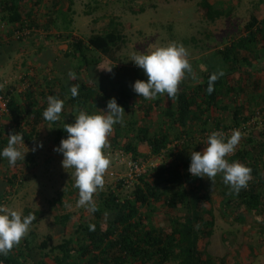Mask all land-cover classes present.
Here are the masks:
<instances>
[{"label":"trees","instance_id":"1","mask_svg":"<svg viewBox=\"0 0 264 264\" xmlns=\"http://www.w3.org/2000/svg\"><path fill=\"white\" fill-rule=\"evenodd\" d=\"M96 2L95 6L88 5L91 9L86 11L87 15L99 8L101 0ZM74 4L75 0H0V23L12 26L5 41L0 36V50L15 40L28 41L30 35L43 36L47 32L46 39L56 28L69 39L66 56L77 59V64L66 67L63 77H50L47 81L49 90L41 98L38 96L40 101L35 100L36 92L30 87L18 90L25 97L22 101L16 95L19 93L15 86H3L9 98V112L0 119V149L7 145L8 135L12 133H20L25 143L34 142L40 128L46 124L54 134V143L60 144L68 135L65 124L73 123L80 111L97 113L98 102L106 107L115 97L124 108L125 117L123 125H114L111 145H121L134 160L160 157L161 163L141 175L128 196L122 193L123 179L118 180L117 189L94 194L97 210L93 212L91 223H71V212L55 214V226L74 231L61 243L51 245L54 235L50 233L38 244L32 233L7 255H0V264H227L225 258L216 257L209 250L217 219L214 193L219 196L221 215L229 222L245 223L254 214L264 218V93L261 96L257 76L264 70L259 63L264 56V17L252 14L240 35L218 49L210 61L206 60L202 79L195 83L185 79L177 96L165 106L167 94L153 100H135L123 88V75L118 78L117 72L104 73V82L96 83L97 67L102 58L115 60V52L127 42L126 35L120 30L117 17H111L103 33H94L87 39L68 32L74 22ZM198 6L210 21L231 15L236 8L233 0H199ZM131 10L138 14L145 6L131 7ZM42 12L46 15L40 20ZM64 23L67 27L61 28ZM9 37L12 39L7 40ZM36 47L48 51L42 44ZM41 61L56 63L51 55ZM70 71L76 73L75 79H69ZM219 71L224 75L215 82L214 91L208 94L209 78ZM52 84L58 86L53 88ZM111 84L116 85L114 96L108 90ZM72 87L77 89L75 96ZM50 95L64 101L60 118L55 122L47 121L43 116ZM138 108L143 112L144 123L135 116ZM215 109L231 111V124L214 116ZM154 112L156 122L152 121ZM70 114L72 120H67ZM127 116H130L129 120ZM249 128L252 130L242 137L235 152L226 157L229 162L239 161L252 169V179L239 194L223 182L222 174L213 182L189 173L190 153L199 151V146L206 142L212 131H223L230 136L234 129L245 132ZM123 139L125 142L121 144ZM141 145L148 146L149 153L143 154ZM2 179L5 186L0 191V204L8 205L9 197L22 180L17 172L9 171ZM55 202L62 203V199ZM160 203L171 212L172 223L168 226L153 222L152 212H149ZM31 212L41 213L26 208L27 214ZM105 215L107 223L103 225ZM257 230L261 242L242 243L238 256L250 259L264 250V222ZM37 252L41 255L38 260Z\"/></svg>","mask_w":264,"mask_h":264},{"label":"rangeland","instance_id":"2","mask_svg":"<svg viewBox=\"0 0 264 264\" xmlns=\"http://www.w3.org/2000/svg\"><path fill=\"white\" fill-rule=\"evenodd\" d=\"M233 1L236 8L231 15L221 17L216 21H210L199 10V0H101L99 8L90 15L86 14V11L91 9L88 5L95 6L96 0H76L74 22L71 27L69 26L70 29L66 30L87 39L94 33H103L108 23H110L111 17H117V20L121 23L120 30L126 35L127 42L115 52V60L108 57L102 58L97 67L99 71L97 76L99 77L95 81L98 85L102 84L106 78V75H103L104 73L113 74L117 72L118 78L122 74L123 88L138 101L143 97L133 90L132 85L137 80H146L147 77L143 70L131 61L132 55L138 51L143 52L146 49L173 41L183 44L190 53V63L196 74V79L189 76L186 81L188 83L200 81L203 71L207 67L206 62L208 61L206 60L210 61L218 49L224 48L233 37L239 36L242 27L252 14H256L260 18L264 17V0ZM139 6H145V10L138 14L131 10V7ZM44 8L43 6L45 12ZM44 12L40 14V20L45 17ZM60 26L65 28L67 24L64 23ZM11 28L12 26L8 24L3 25L0 23V36L4 41V37H7L6 34L11 31ZM62 33V30L53 28L50 36L46 39L44 35L37 34L30 35L28 41L22 43L16 40L17 43H7L1 51L2 58L6 59L4 62L0 61L3 64V69H0V83L4 88L13 85L18 92V90L23 91L24 87H30L40 98L44 93L47 94L49 90L47 81L49 82L50 77H63L66 67L77 64L76 58L66 56L69 39ZM61 34L62 36H59ZM10 39L12 38H7V40ZM39 44H42L48 51L37 49L36 45ZM49 55L55 57L56 63L41 61L42 58H48ZM259 63L264 68V56ZM119 71L121 72L119 73ZM257 76L260 82L259 91L262 96L264 93V70ZM87 82L90 83L89 80ZM51 86L56 88L58 85L52 84ZM115 86V84L108 86L112 96L115 95ZM171 101L169 97L165 98L163 104L167 106ZM106 107L102 106L100 102L97 104L99 111H106ZM213 115L222 117L226 119V123L231 124V111L215 109ZM135 116L140 123H144L141 109H137ZM126 118L129 120L130 116ZM67 120H72V114L68 116ZM152 121H157L155 112ZM259 128H262V125ZM250 130L252 128L246 129L245 132H243L244 130L241 131L243 134L240 141H242V137L249 134ZM113 134L114 128L104 148L105 154L111 161L104 174L105 184L103 189L94 194L111 188L117 189L118 180L121 177H126L128 172L126 163L131 155L126 153L121 145H111L110 137ZM53 137L54 134L51 128L45 125L41 128L40 135L34 142L25 143L22 146L23 151H28L24 161H18L15 166H10L6 159H0V191L5 186L2 177L8 171L9 173L17 172L22 180V184L16 186L13 194L9 197L10 201L7 206L23 212L24 215H29L26 213V208H30L32 211H41L38 215L35 212L30 213L35 219L27 235L31 236L33 233L32 236L38 244L50 233L54 235L51 245L59 244L63 239L74 234L71 229L65 231L54 225L55 214L57 213H73L71 223H91L94 220L93 212H89L86 206L82 207L77 203L79 190L74 187L75 179L71 177L74 169H65L62 166L63 156L54 151L59 144L54 143ZM124 142L125 139L121 141V144ZM41 143L43 147L39 148L38 145ZM204 144L201 143L199 151L204 149ZM34 147L37 148L36 151H32ZM140 150L143 154L149 153V147L146 145H141ZM153 158L146 159L143 157L142 161H149L150 163ZM154 162L160 164L161 159ZM133 189L134 184L132 183L125 187L122 193L128 196ZM214 196L217 219L215 232L209 247L210 252L216 257L225 258L227 264H264V250L250 259L237 255L242 243L259 244L261 242L257 229L264 222V218L259 214H254L249 217L248 222L233 224L221 215L218 205L219 196L217 193H214ZM59 198L62 199V203L55 202ZM152 209L149 212H152L153 222L161 226H168L172 223L171 212L164 208L161 203L154 205ZM102 223L106 225V215L102 218ZM40 258L41 255L37 252L36 259ZM217 264H220V262Z\"/></svg>","mask_w":264,"mask_h":264},{"label":"clouds","instance_id":"3","mask_svg":"<svg viewBox=\"0 0 264 264\" xmlns=\"http://www.w3.org/2000/svg\"><path fill=\"white\" fill-rule=\"evenodd\" d=\"M188 49L177 42L152 47L132 55L131 61L141 68L146 80H137L132 85L133 90L147 100H153L159 95L167 94L175 98L182 82L196 74L190 63ZM224 75L223 71L214 72L206 89L208 94L214 91L215 82ZM69 79H75L76 73L70 71ZM73 96L77 95L76 87L71 89ZM64 101L56 96L47 97V107L43 113L45 120L55 122L60 118ZM125 110L118 104L115 97L107 103V110L89 114L80 111L71 124H65L67 138H63L54 151L62 154V166L65 169H74V187L79 190V206H86L89 212H95L94 193L103 189L104 174L110 166V159L104 152L108 137L113 132L114 125L124 123ZM7 145L0 149V159H6L10 166L25 159L28 152L22 150L25 140L20 133L8 135ZM241 139L238 129L232 130L231 135L223 131H212L205 142L202 151H192L189 173L194 177H206L215 181L217 175L222 174L223 182L230 186L236 194L247 188L252 179V169L226 158L235 152ZM39 148L43 144L38 145ZM33 148L32 151H36ZM35 217L31 214L15 210L7 205L0 204V255H7L25 238Z\"/></svg>","mask_w":264,"mask_h":264},{"label":"built area","instance_id":"4","mask_svg":"<svg viewBox=\"0 0 264 264\" xmlns=\"http://www.w3.org/2000/svg\"><path fill=\"white\" fill-rule=\"evenodd\" d=\"M9 98L6 97L3 85L0 83V119L3 118L8 112H9ZM259 115V113H258ZM160 157H154L153 161L149 163L144 162L142 160H134L131 156L128 160L127 164V175L126 177H121V179L125 182V187H128L130 184H134L135 181L139 179V177L143 174H145L149 168L156 167L159 164H155L154 161H159Z\"/></svg>","mask_w":264,"mask_h":264},{"label":"crops","instance_id":"5","mask_svg":"<svg viewBox=\"0 0 264 264\" xmlns=\"http://www.w3.org/2000/svg\"><path fill=\"white\" fill-rule=\"evenodd\" d=\"M75 3H76V0H75ZM75 5V4H74ZM109 26V23H108V25H107V27ZM106 27V28H107ZM12 43H17V42H15V41H13ZM20 47H21V45H20ZM4 48V47H3ZM1 51H3V49H1L0 50V61L1 62H4L5 61V59L4 58H2V55H1ZM0 69H3V64H1L0 63ZM5 80V79H4ZM32 92H35L34 90L32 91ZM16 95H18V98L20 99V100H22V101H25V97H23V96H21V93H19V94H16ZM36 96H37V98L35 99L36 101H40V98H38V95H37V93H36ZM47 125V124H46ZM45 125H43L42 127H44ZM49 126V125H48ZM41 127V128H42ZM50 127V126H49ZM41 128H40V130H41ZM51 128V127H50ZM40 135V134H39Z\"/></svg>","mask_w":264,"mask_h":264}]
</instances>
